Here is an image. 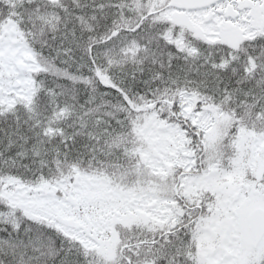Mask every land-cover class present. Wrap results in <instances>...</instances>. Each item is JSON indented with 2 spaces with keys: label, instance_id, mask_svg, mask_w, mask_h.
Returning <instances> with one entry per match:
<instances>
[{
  "label": "snow or ice",
  "instance_id": "obj_1",
  "mask_svg": "<svg viewBox=\"0 0 264 264\" xmlns=\"http://www.w3.org/2000/svg\"><path fill=\"white\" fill-rule=\"evenodd\" d=\"M0 264H264V0H0Z\"/></svg>",
  "mask_w": 264,
  "mask_h": 264
}]
</instances>
